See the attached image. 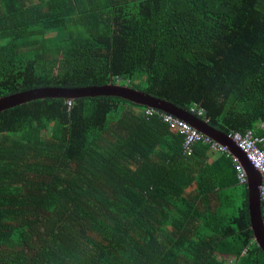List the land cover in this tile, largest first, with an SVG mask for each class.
I'll return each instance as SVG.
<instances>
[{
	"label": "trees",
	"instance_id": "16d2710c",
	"mask_svg": "<svg viewBox=\"0 0 264 264\" xmlns=\"http://www.w3.org/2000/svg\"><path fill=\"white\" fill-rule=\"evenodd\" d=\"M109 83L264 138V0H0V98ZM146 109L99 95L0 112V264H264L231 159L202 170L208 146L186 155Z\"/></svg>",
	"mask_w": 264,
	"mask_h": 264
},
{
	"label": "water",
	"instance_id": "95a60500",
	"mask_svg": "<svg viewBox=\"0 0 264 264\" xmlns=\"http://www.w3.org/2000/svg\"><path fill=\"white\" fill-rule=\"evenodd\" d=\"M99 95L120 97L136 105L160 110L164 113L173 115L181 120L186 121L190 126L211 137L219 144L225 145L228 148L229 153L238 159L239 163L246 172V189L251 223L250 228L253 231L254 242L264 253V222L261 215V198L259 195L261 176L259 172L253 168L244 153L233 142L227 139V136H224L208 127L206 124L196 119L189 113L176 109L170 103L151 97L143 91L132 89L125 85H113L112 83L100 87H91L85 89L39 88L22 93H16L0 98V112L38 99H76L78 97H95Z\"/></svg>",
	"mask_w": 264,
	"mask_h": 264
},
{
	"label": "built area",
	"instance_id": "2783aa9c",
	"mask_svg": "<svg viewBox=\"0 0 264 264\" xmlns=\"http://www.w3.org/2000/svg\"><path fill=\"white\" fill-rule=\"evenodd\" d=\"M190 111L192 113H197L198 116H203L205 114V110L197 107V105H193ZM144 113L146 116H151L153 111L152 109H146ZM160 116L163 122L170 125V127H172L177 132L185 135L183 142V153L186 155H190L193 152L194 146L196 144L202 143L207 145L210 151L229 156L226 146H222L214 142L210 137L202 134L194 127L190 126L186 121L165 113L160 114ZM228 137L244 153L253 168L259 172L261 176L259 195L262 199H264V139L254 136L251 132H246L243 135L235 132L228 135ZM233 162L239 182L245 183L247 178L244 168L239 163L237 158H233Z\"/></svg>",
	"mask_w": 264,
	"mask_h": 264
},
{
	"label": "crops",
	"instance_id": "0c3cea01",
	"mask_svg": "<svg viewBox=\"0 0 264 264\" xmlns=\"http://www.w3.org/2000/svg\"><path fill=\"white\" fill-rule=\"evenodd\" d=\"M258 128H259V130L264 132V123L259 125ZM205 155H206V157H202V158L199 159V163H200L199 165L201 166L200 168L202 170H206L207 167L213 166V163L215 161H220L223 158V156H225L224 154H219V153H216V152H213V151H209V150H208V152ZM226 157H228V156H226Z\"/></svg>",
	"mask_w": 264,
	"mask_h": 264
},
{
	"label": "rangeland",
	"instance_id": "374dc122",
	"mask_svg": "<svg viewBox=\"0 0 264 264\" xmlns=\"http://www.w3.org/2000/svg\"><path fill=\"white\" fill-rule=\"evenodd\" d=\"M138 84H139V82H138ZM145 86V84H144V82H142L141 84H140V87L141 88H143ZM194 105H197V104H194ZM197 107H199L198 105H197ZM192 108V107H191ZM190 108V109H191ZM199 108H201V107H199ZM147 109H150V108H147ZM189 114H191V115H195L196 117H203L205 114H206V112H205V114L203 115V116H198L197 115V113H192L191 111L189 112ZM149 117V116H148ZM235 133V132H234ZM238 133V132H237ZM203 134V133H202ZM205 135V134H204ZM228 135H230V134H228ZM228 135H227V139H229L231 142H233L229 137H228ZM207 136V135H206ZM209 137V136H208ZM211 138V137H210ZM260 138H263V137H260ZM264 139V138H263ZM211 140H213L212 138H211ZM214 142H216L215 140H213ZM216 143H218V142H216ZM234 143V142H233ZM219 144V143H218ZM235 144V143H234ZM219 145H221V144H219ZM222 146H225V145H222ZM209 148V147H208ZM227 150H228V148H227ZM210 151V150H209ZM228 154H229V156L228 157H230V159L232 160V163L234 164V162H233V158H235L234 156H232L230 153H229V151H228ZM225 155V154H224ZM226 156V155H225ZM236 171V170H235ZM246 173V172H245ZM236 176H237V172H236ZM246 178H247V175H246ZM238 179V178H237ZM238 183L239 184H247V180H246V182L245 183H240L239 182V180H238ZM261 198V197H260ZM261 200H262V198H261ZM262 251V250H261ZM263 252V251H262ZM264 254V253H263Z\"/></svg>",
	"mask_w": 264,
	"mask_h": 264
}]
</instances>
